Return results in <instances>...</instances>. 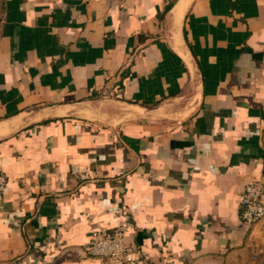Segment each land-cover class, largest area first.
<instances>
[{
    "label": "crops",
    "instance_id": "obj_1",
    "mask_svg": "<svg viewBox=\"0 0 264 264\" xmlns=\"http://www.w3.org/2000/svg\"><path fill=\"white\" fill-rule=\"evenodd\" d=\"M0 174V264H264V0H0Z\"/></svg>",
    "mask_w": 264,
    "mask_h": 264
},
{
    "label": "built area",
    "instance_id": "obj_2",
    "mask_svg": "<svg viewBox=\"0 0 264 264\" xmlns=\"http://www.w3.org/2000/svg\"><path fill=\"white\" fill-rule=\"evenodd\" d=\"M5 177L0 174V184ZM241 218L249 224H256L264 220V180H250L244 187L241 199ZM125 226L114 230L101 228L92 232L90 240L85 244L86 252L104 260V264H130L133 250L125 242Z\"/></svg>",
    "mask_w": 264,
    "mask_h": 264
},
{
    "label": "bare ground",
    "instance_id": "obj_3",
    "mask_svg": "<svg viewBox=\"0 0 264 264\" xmlns=\"http://www.w3.org/2000/svg\"><path fill=\"white\" fill-rule=\"evenodd\" d=\"M186 6H187V5H186ZM176 11H177L178 15H181V11H180V9L177 8ZM182 16H183V15H182ZM178 17H179V16H178ZM182 47H184V46H182ZM196 78H197V77H196ZM195 80H196V79H195ZM192 82H193V81H192ZM194 86H195V85H194ZM192 87H193V86H192ZM135 109H136V108H135ZM186 113H187V112H186Z\"/></svg>",
    "mask_w": 264,
    "mask_h": 264
},
{
    "label": "rangeland",
    "instance_id": "obj_4",
    "mask_svg": "<svg viewBox=\"0 0 264 264\" xmlns=\"http://www.w3.org/2000/svg\"><path fill=\"white\" fill-rule=\"evenodd\" d=\"M251 264V263H250Z\"/></svg>",
    "mask_w": 264,
    "mask_h": 264
}]
</instances>
